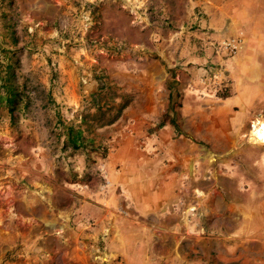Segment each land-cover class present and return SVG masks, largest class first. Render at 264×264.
I'll return each mask as SVG.
<instances>
[{"label": "rangeland", "instance_id": "374dc122", "mask_svg": "<svg viewBox=\"0 0 264 264\" xmlns=\"http://www.w3.org/2000/svg\"><path fill=\"white\" fill-rule=\"evenodd\" d=\"M202 4L0 0V47L18 62L17 81L27 82L32 96L29 109L19 105L13 120L0 107V264H166L140 246L139 230L124 244L115 225L122 229L129 216L118 206L106 210L102 199L110 192L122 196L117 177L124 167L131 164L142 177L154 137L151 158L160 179L178 193L184 220L212 221L191 183L218 185L226 170L220 159L233 152L207 150L227 141V127L221 114L204 112L209 104L202 100L233 93L238 70L232 60L244 47L251 51L256 39L245 43L240 32L210 23ZM230 41L236 50L225 48ZM101 83L125 96L114 99L116 106L129 104L114 124L86 132L96 151L73 152L64 146V127L94 112L88 100ZM145 96L168 100L167 113L142 116ZM169 142L178 147L161 144ZM197 257L187 255L179 264H216Z\"/></svg>", "mask_w": 264, "mask_h": 264}, {"label": "crops", "instance_id": "0c3cea01", "mask_svg": "<svg viewBox=\"0 0 264 264\" xmlns=\"http://www.w3.org/2000/svg\"><path fill=\"white\" fill-rule=\"evenodd\" d=\"M202 1L207 21L223 23L229 32H240L245 43L248 37L256 39L251 51L244 47L232 60L238 70L233 93L219 100H202L209 104L204 106V112L210 109L221 114L227 127L222 132L227 141L207 150L233 152L220 159L226 170L221 169L218 185L205 180L191 183V188L198 189L196 195L202 193L200 202L204 201L212 221L197 224L184 220V210L177 208L178 193L173 192L171 181L160 179L156 159L151 158L155 137L147 143L142 177L130 162L117 177L123 185L122 196L110 192L103 196V204L106 210L118 206L129 216L122 229L115 225L123 232L124 244L130 245L131 232L139 230L140 246L151 248L166 264H179L190 254L198 255V261L211 257L216 264H264V145L248 142L252 123L264 121V0ZM168 105V100L160 104L145 96L140 114L150 117L149 113L156 111L157 116L163 115ZM166 134L168 130L160 132L156 139ZM210 134L208 131L206 135ZM161 144L170 150L178 147L171 142ZM135 214L142 219L131 220ZM143 228L148 232L143 234Z\"/></svg>", "mask_w": 264, "mask_h": 264}, {"label": "trees", "instance_id": "16d2710c", "mask_svg": "<svg viewBox=\"0 0 264 264\" xmlns=\"http://www.w3.org/2000/svg\"><path fill=\"white\" fill-rule=\"evenodd\" d=\"M11 52L0 47V107H4L13 120V113L22 105V110H28L31 106V95L27 92L30 86L27 82L19 83L15 74V63L10 57ZM13 54V53H12ZM125 96H115L112 88L101 83L96 93L90 95L88 102L93 113H82L80 124L64 127V146L73 152L90 149L96 151L92 139L86 136V132L101 129L114 124L121 116L122 111L128 106L129 100H125L120 106H116L114 99ZM116 112L113 114L112 111Z\"/></svg>", "mask_w": 264, "mask_h": 264}, {"label": "bare ground", "instance_id": "6f19581e", "mask_svg": "<svg viewBox=\"0 0 264 264\" xmlns=\"http://www.w3.org/2000/svg\"><path fill=\"white\" fill-rule=\"evenodd\" d=\"M250 136L252 143L264 145V121L253 122Z\"/></svg>", "mask_w": 264, "mask_h": 264}, {"label": "built area", "instance_id": "2783aa9c", "mask_svg": "<svg viewBox=\"0 0 264 264\" xmlns=\"http://www.w3.org/2000/svg\"><path fill=\"white\" fill-rule=\"evenodd\" d=\"M225 48H231L232 50H236L237 49V44H235V41H230L228 43L225 44Z\"/></svg>", "mask_w": 264, "mask_h": 264}]
</instances>
